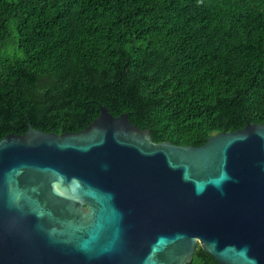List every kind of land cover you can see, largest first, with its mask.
Wrapping results in <instances>:
<instances>
[{"label": "water", "instance_id": "95a60500", "mask_svg": "<svg viewBox=\"0 0 264 264\" xmlns=\"http://www.w3.org/2000/svg\"><path fill=\"white\" fill-rule=\"evenodd\" d=\"M264 264V124L156 142L100 105L0 141V264Z\"/></svg>", "mask_w": 264, "mask_h": 264}, {"label": "trees", "instance_id": "16d2710c", "mask_svg": "<svg viewBox=\"0 0 264 264\" xmlns=\"http://www.w3.org/2000/svg\"><path fill=\"white\" fill-rule=\"evenodd\" d=\"M100 105L178 145L264 124V0H0V141Z\"/></svg>", "mask_w": 264, "mask_h": 264}]
</instances>
